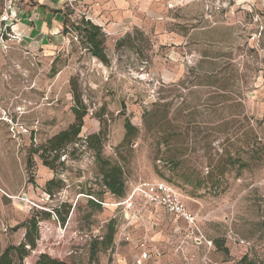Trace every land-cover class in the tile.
Listing matches in <instances>:
<instances>
[{"label": "rangeland", "instance_id": "rangeland-1", "mask_svg": "<svg viewBox=\"0 0 264 264\" xmlns=\"http://www.w3.org/2000/svg\"><path fill=\"white\" fill-rule=\"evenodd\" d=\"M101 2L62 11L99 25ZM13 3L0 23V253L35 220L24 264L41 252L79 264L264 262V0H189L138 25L101 23L107 62L76 30L23 41ZM74 107L76 140L50 150ZM103 160L121 166L122 196L104 187ZM153 179L176 187L204 241L132 195Z\"/></svg>", "mask_w": 264, "mask_h": 264}, {"label": "crops", "instance_id": "crops-1", "mask_svg": "<svg viewBox=\"0 0 264 264\" xmlns=\"http://www.w3.org/2000/svg\"><path fill=\"white\" fill-rule=\"evenodd\" d=\"M68 1L70 0H15L14 8H16L18 13V18H16L17 22L13 23V27L14 29L18 28L22 30L19 32V35L23 41L32 42L35 38L36 41L39 40L40 46L49 45L51 38L60 34L63 30L65 15L62 11V4H66ZM101 1V6L97 8L102 11L100 19L102 22L97 23L99 25H101V23H106L109 25L122 26L126 22L129 25H138L146 19H159L161 17L160 14L165 13L167 8H174L179 4L182 5L183 1L189 0H170L168 1L172 3L170 7L164 3V0ZM1 2L4 5L5 1L1 0ZM84 18L92 21L91 16H84ZM148 209V212L161 209L167 214L162 207L157 205H150ZM167 215L170 219L172 218L175 221L184 222L175 215ZM152 216L161 218L160 214H156V212Z\"/></svg>", "mask_w": 264, "mask_h": 264}, {"label": "trees", "instance_id": "trees-1", "mask_svg": "<svg viewBox=\"0 0 264 264\" xmlns=\"http://www.w3.org/2000/svg\"><path fill=\"white\" fill-rule=\"evenodd\" d=\"M63 32H68L69 30H76L79 41L86 47V49L95 57L100 59L102 62H107V54L104 48V33L101 30V27L93 23L89 19L81 18L80 21L74 22L70 21L68 24L67 17H64L63 21ZM74 112L76 114V120L74 123L70 124L66 129L59 131L54 134L47 140V145L52 151H57L63 148L69 142L75 141L76 136L80 132V127L82 124V118L84 112H80L78 108L74 107ZM126 127V136L130 134L131 126L127 122ZM104 161V160H103ZM47 164V162H45ZM49 165V164H48ZM101 176L102 183L104 187L113 195L122 196L124 194V183L122 179V170L121 166L118 164H110L108 161H104L101 166ZM92 201V200H91ZM60 221L63 223L64 218H60ZM25 241L21 242L18 245L10 244L6 246L0 253V264H14V255L16 254L18 259V264H24L23 260L28 254V249L26 245H29V248L35 247L36 238H37V226L36 221L32 220L29 223L25 224ZM114 230L111 229L110 234L107 235L105 241H97L90 245L89 258L93 259L96 255V252L100 249L98 243H103V247H106L111 244L112 236ZM91 263V261H89ZM89 263V264H90ZM33 264H79L71 262L67 259L57 258L51 256L46 252H41L35 258ZM81 264V263H80ZM246 264H264V262L248 261Z\"/></svg>", "mask_w": 264, "mask_h": 264}, {"label": "built area", "instance_id": "built-area-1", "mask_svg": "<svg viewBox=\"0 0 264 264\" xmlns=\"http://www.w3.org/2000/svg\"><path fill=\"white\" fill-rule=\"evenodd\" d=\"M5 12L0 17V23L5 21L3 27H6V21L9 20V14L11 13V6H13V0H5ZM167 6H172V3L168 2ZM132 195L137 196L143 206L157 205L162 207L167 214H172L179 217L186 222L196 231V237L200 241H204L205 237L198 229L196 224V218L194 214L188 209L181 194L171 183L162 179L144 180L138 182L133 186ZM147 253L143 252L142 257H146Z\"/></svg>", "mask_w": 264, "mask_h": 264}, {"label": "water", "instance_id": "water-1", "mask_svg": "<svg viewBox=\"0 0 264 264\" xmlns=\"http://www.w3.org/2000/svg\"><path fill=\"white\" fill-rule=\"evenodd\" d=\"M1 18H3V15L1 16ZM0 41L2 42V38H1V27H0Z\"/></svg>", "mask_w": 264, "mask_h": 264}]
</instances>
